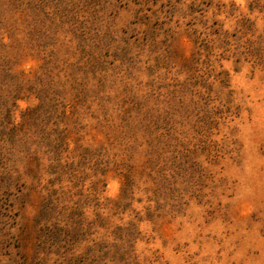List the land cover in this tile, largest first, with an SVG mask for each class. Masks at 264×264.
<instances>
[{
	"label": "rangeland",
	"instance_id": "374dc122",
	"mask_svg": "<svg viewBox=\"0 0 264 264\" xmlns=\"http://www.w3.org/2000/svg\"><path fill=\"white\" fill-rule=\"evenodd\" d=\"M0 264H264V0H0Z\"/></svg>",
	"mask_w": 264,
	"mask_h": 264
}]
</instances>
